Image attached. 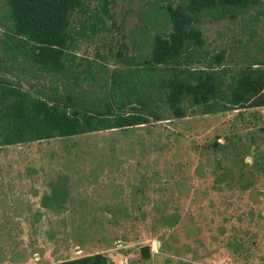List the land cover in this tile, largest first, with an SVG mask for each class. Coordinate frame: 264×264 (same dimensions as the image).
Listing matches in <instances>:
<instances>
[{"label":"rangeland","instance_id":"rangeland-1","mask_svg":"<svg viewBox=\"0 0 264 264\" xmlns=\"http://www.w3.org/2000/svg\"><path fill=\"white\" fill-rule=\"evenodd\" d=\"M168 1L111 0L105 13L103 0H93L78 10L72 30L87 28L71 51L79 69L90 65L97 73L88 80L82 72L72 89L109 92L113 70L127 68L116 61V52L140 53L164 26L161 18L148 21L147 13L155 2ZM3 7L0 0V21L6 20ZM95 14L105 23L93 33L88 26ZM200 25L206 50L226 48L224 65L234 72L264 60V0L237 18H204ZM0 73L34 92L62 87L59 78L19 66ZM6 150L0 149V182L12 179L7 163L36 168L27 175L50 177L60 175V166H71L76 183L95 189L74 188L61 196L45 191L38 200V189L2 187L3 193L16 194L13 205L0 204V264H64L97 252L109 264H264V106L189 112L183 118L45 139L24 145L21 153L8 149L14 161ZM29 192L34 196L19 195ZM61 204L82 210L68 215L81 220H36L41 215L30 214L33 206L56 213ZM89 217L104 219L85 220Z\"/></svg>","mask_w":264,"mask_h":264},{"label":"trees","instance_id":"trees-1","mask_svg":"<svg viewBox=\"0 0 264 264\" xmlns=\"http://www.w3.org/2000/svg\"><path fill=\"white\" fill-rule=\"evenodd\" d=\"M93 0H4L0 21V72L19 66L59 78L62 87L32 91L0 73V146L126 128L151 121L207 114L244 106H264V60L233 71L225 66L228 50H206L200 22L204 18H237L263 0H169L155 2L148 21L164 26L147 40L138 54L120 48L111 90L90 87L75 91L84 73L96 79L89 65L81 70L72 53L85 25L72 30L75 14ZM111 0H103L109 13ZM90 24L100 30L102 16ZM149 41V44H148ZM11 64H7L8 62ZM91 64V63H89ZM214 64V65H213ZM215 64H222L217 67ZM149 247L144 249L149 254ZM64 264H109L101 252L66 260Z\"/></svg>","mask_w":264,"mask_h":264},{"label":"crops","instance_id":"crops-1","mask_svg":"<svg viewBox=\"0 0 264 264\" xmlns=\"http://www.w3.org/2000/svg\"><path fill=\"white\" fill-rule=\"evenodd\" d=\"M36 141H42V140H36ZM36 141H27V142H21V143H15V144H9V145H4V146H0V149H7L6 152L8 153V149L13 148L14 149H18V150H14L17 151L18 153H21L22 149L24 148V145H28L29 143H33ZM17 147V148H15ZM22 147V148H21ZM8 157H10V160L14 161L15 157L10 156L8 153ZM14 158V159H13ZM9 162V160H8ZM7 172L12 174V176H10L12 179L7 180L6 182H0V190L2 189V187L6 186L7 188H12V189H38L39 192L35 193L36 198L38 200H44V192L46 191V195H47V191H49L50 196H55V194H57L59 196L61 195H66L68 190L70 189H74V188H79V187H87V189H95L94 186H81L78 183H76L77 181V177L75 178V173H74V168L71 166H60L58 172H60V175L58 176H54V174L52 175V177L50 176H43L42 175H36V176H31V175H27V169H29L30 171H33L35 173L36 168H33L29 165H20V164H10L7 163ZM39 172V171H38ZM18 173H24V175L22 177L16 176V174ZM75 174V175H74ZM54 176V177H53ZM44 177V178H43ZM79 185V186H78ZM48 189V190H47ZM53 191V192H52ZM58 192V193H57ZM15 191L10 192V193H3V191H0V204H2L3 202L13 205V198L15 197ZM18 195V194H17ZM20 196L23 197H28V196H34V193L31 194L29 193H22L19 194ZM36 202V201H34ZM41 202V201H39ZM33 211L30 212V214H39L41 215L40 217L35 218L36 220H81L79 218H73L72 216H68V215H76V214H80V212H82V210L79 209H75L72 208L70 206V208H66L65 205L61 204L60 208L57 209L56 213H48L46 212L45 209H41L39 206H33L32 209H34ZM44 212H42V211ZM12 212V220L13 217L15 216V213L13 212V209L10 210ZM75 212V213H74ZM104 214H110L109 211L105 212ZM104 218H100V217H89L88 219L86 218L85 220H101ZM16 220V217L15 219ZM19 220H23V219H19Z\"/></svg>","mask_w":264,"mask_h":264}]
</instances>
